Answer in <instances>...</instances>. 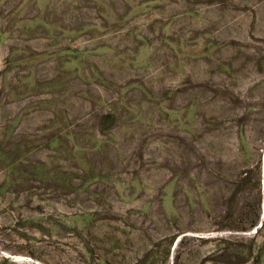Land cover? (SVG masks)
I'll return each mask as SVG.
<instances>
[{"label":"rangeland","instance_id":"obj_1","mask_svg":"<svg viewBox=\"0 0 264 264\" xmlns=\"http://www.w3.org/2000/svg\"><path fill=\"white\" fill-rule=\"evenodd\" d=\"M0 264H264V0H0Z\"/></svg>","mask_w":264,"mask_h":264}]
</instances>
